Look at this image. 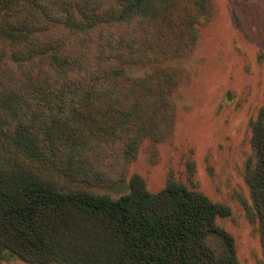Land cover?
<instances>
[{
  "label": "trees",
  "instance_id": "obj_1",
  "mask_svg": "<svg viewBox=\"0 0 264 264\" xmlns=\"http://www.w3.org/2000/svg\"><path fill=\"white\" fill-rule=\"evenodd\" d=\"M194 4L201 15L209 13L208 0ZM167 9V0H0V258L25 264H242L234 237L218 222L230 217V208L205 194L173 179L153 193L137 174L118 198L91 188L118 182L94 164L107 137L125 139V171L143 135L162 141L173 123L165 94L147 101L139 88L113 81L131 59L147 56L149 30ZM91 80L103 97L123 95L113 119L101 117L99 128L77 134L74 128L83 124L77 109L60 112L54 100L89 95ZM250 127L244 177L251 204L244 208L264 264V108ZM49 163L57 175L38 168Z\"/></svg>",
  "mask_w": 264,
  "mask_h": 264
},
{
  "label": "rangeland",
  "instance_id": "obj_2",
  "mask_svg": "<svg viewBox=\"0 0 264 264\" xmlns=\"http://www.w3.org/2000/svg\"><path fill=\"white\" fill-rule=\"evenodd\" d=\"M167 5L162 20L149 30L147 56L131 59L113 81L119 88H139L147 101L165 94L173 123L162 141L143 135L126 172L125 139L107 137L94 164L108 168L118 182L91 188L118 198L129 191L133 174L142 176L153 193L169 179L182 183L230 208V217L219 224L234 237L242 264H260L259 235L244 208L245 202L251 204L244 172L252 153L250 122L264 108V0H208L206 15L194 0H167ZM105 76H111L109 70ZM96 85L89 82V95L54 100L60 112L77 109L78 122L86 126L75 127L77 134L99 128L101 117L113 119L118 111L123 94L110 91L103 97ZM38 168L57 175L52 163ZM0 264L25 263L5 255Z\"/></svg>",
  "mask_w": 264,
  "mask_h": 264
}]
</instances>
